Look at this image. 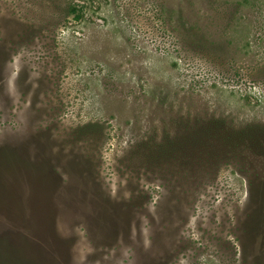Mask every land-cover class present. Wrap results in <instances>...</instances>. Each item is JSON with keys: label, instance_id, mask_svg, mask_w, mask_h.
I'll use <instances>...</instances> for the list:
<instances>
[{"label": "rangeland", "instance_id": "374dc122", "mask_svg": "<svg viewBox=\"0 0 264 264\" xmlns=\"http://www.w3.org/2000/svg\"><path fill=\"white\" fill-rule=\"evenodd\" d=\"M0 264H264V0H0Z\"/></svg>", "mask_w": 264, "mask_h": 264}]
</instances>
